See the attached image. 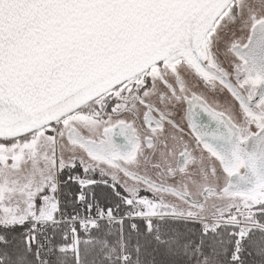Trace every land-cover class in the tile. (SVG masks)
<instances>
[{"label":"snow or ice","instance_id":"6c2138e0","mask_svg":"<svg viewBox=\"0 0 264 264\" xmlns=\"http://www.w3.org/2000/svg\"><path fill=\"white\" fill-rule=\"evenodd\" d=\"M0 264H264V0H0Z\"/></svg>","mask_w":264,"mask_h":264}]
</instances>
